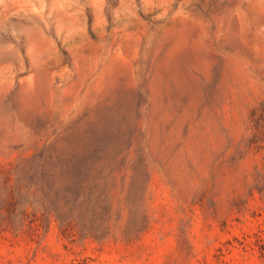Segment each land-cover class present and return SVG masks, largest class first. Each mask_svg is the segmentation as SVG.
<instances>
[{
    "label": "rangeland",
    "instance_id": "rangeland-1",
    "mask_svg": "<svg viewBox=\"0 0 264 264\" xmlns=\"http://www.w3.org/2000/svg\"><path fill=\"white\" fill-rule=\"evenodd\" d=\"M92 146L109 235L3 230L0 264H264V0H0V169Z\"/></svg>",
    "mask_w": 264,
    "mask_h": 264
},
{
    "label": "trees",
    "instance_id": "trees-1",
    "mask_svg": "<svg viewBox=\"0 0 264 264\" xmlns=\"http://www.w3.org/2000/svg\"><path fill=\"white\" fill-rule=\"evenodd\" d=\"M107 149H41L7 170L0 169V232L36 233L54 220L63 234L102 239L114 211L111 167L96 160ZM141 160V159H140ZM115 217V218H114ZM144 218V215H142Z\"/></svg>",
    "mask_w": 264,
    "mask_h": 264
}]
</instances>
